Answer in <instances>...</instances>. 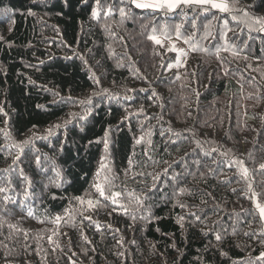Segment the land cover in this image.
<instances>
[{
    "label": "trees",
    "instance_id": "obj_1",
    "mask_svg": "<svg viewBox=\"0 0 264 264\" xmlns=\"http://www.w3.org/2000/svg\"><path fill=\"white\" fill-rule=\"evenodd\" d=\"M225 1L0 0V264H264V0Z\"/></svg>",
    "mask_w": 264,
    "mask_h": 264
},
{
    "label": "rangeland",
    "instance_id": "obj_2",
    "mask_svg": "<svg viewBox=\"0 0 264 264\" xmlns=\"http://www.w3.org/2000/svg\"><path fill=\"white\" fill-rule=\"evenodd\" d=\"M136 3H145V4H160V7H152V8H161L163 6L167 7V4L165 3V0H136ZM185 3L183 0H179V2L176 4L175 7H177L179 4ZM192 3H196L193 2ZM199 4H226L227 1L225 0H209L208 3H199ZM173 7V8H175ZM222 9V8H220ZM156 41H160V44L163 45L168 51H175L177 53V61L172 65L173 68L180 69L183 67L187 61V58L190 54V49L189 47L182 42L181 40L177 38H172V39H165L161 36H157ZM261 209H264V207H261ZM263 218H264V212H261Z\"/></svg>",
    "mask_w": 264,
    "mask_h": 264
},
{
    "label": "snow or ice",
    "instance_id": "obj_3",
    "mask_svg": "<svg viewBox=\"0 0 264 264\" xmlns=\"http://www.w3.org/2000/svg\"><path fill=\"white\" fill-rule=\"evenodd\" d=\"M135 2V0H134ZM179 2V0H165V3L167 4V7L169 8H173L176 6V4ZM183 2L185 3H192L193 0H183ZM194 2L196 3H208L209 0H194ZM137 7L140 8H145V7H160V4H145V3H137L136 5ZM213 7H217V8H227L226 4H213ZM157 43H160V41H156ZM261 167H264V165H262ZM101 194H103L102 189H100ZM261 212H264V209H261Z\"/></svg>",
    "mask_w": 264,
    "mask_h": 264
}]
</instances>
